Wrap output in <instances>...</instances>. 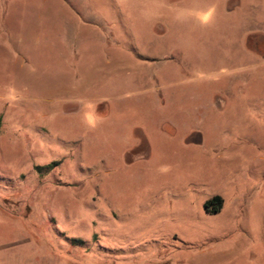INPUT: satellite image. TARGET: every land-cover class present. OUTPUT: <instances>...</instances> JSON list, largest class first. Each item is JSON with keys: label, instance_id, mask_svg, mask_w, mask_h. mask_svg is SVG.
I'll return each mask as SVG.
<instances>
[{"label": "rangeland", "instance_id": "obj_1", "mask_svg": "<svg viewBox=\"0 0 264 264\" xmlns=\"http://www.w3.org/2000/svg\"><path fill=\"white\" fill-rule=\"evenodd\" d=\"M0 264H264V0H0Z\"/></svg>", "mask_w": 264, "mask_h": 264}, {"label": "trees", "instance_id": "obj_2", "mask_svg": "<svg viewBox=\"0 0 264 264\" xmlns=\"http://www.w3.org/2000/svg\"><path fill=\"white\" fill-rule=\"evenodd\" d=\"M47 168V167H46ZM221 198L220 197H215L212 200L208 201L205 204L206 209L209 211L210 209L212 210V212H218L221 206Z\"/></svg>", "mask_w": 264, "mask_h": 264}]
</instances>
